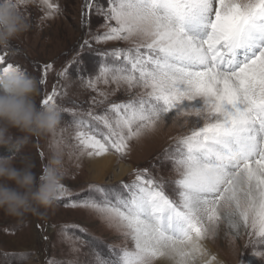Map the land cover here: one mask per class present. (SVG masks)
Segmentation results:
<instances>
[{
  "label": "snow or ice",
  "instance_id": "obj_1",
  "mask_svg": "<svg viewBox=\"0 0 264 264\" xmlns=\"http://www.w3.org/2000/svg\"><path fill=\"white\" fill-rule=\"evenodd\" d=\"M41 3L46 16L59 11L51 0ZM83 9L81 50H91L93 42L133 41L127 49L96 50V80L110 77L147 91L113 102L103 114L72 113L82 153L99 157L112 149L123 156L129 141L162 121L183 125L191 117L193 124L164 154L179 174L172 182L178 199L169 197L163 180L138 170L122 185L126 195L91 186L98 200L66 202L94 209L134 241V249H122L115 260L95 252V264H194L205 254L200 242L216 235L221 221L237 239L242 228L251 229L248 235L264 245V0H107V8L84 0ZM88 10L103 16L107 31L91 32ZM5 62L0 55V65ZM15 68L7 63L0 71ZM51 68L44 65L45 76ZM57 95L53 87L41 106H57ZM68 191L62 185L61 196Z\"/></svg>",
  "mask_w": 264,
  "mask_h": 264
},
{
  "label": "rangeland",
  "instance_id": "obj_2",
  "mask_svg": "<svg viewBox=\"0 0 264 264\" xmlns=\"http://www.w3.org/2000/svg\"><path fill=\"white\" fill-rule=\"evenodd\" d=\"M51 2L59 6V11L51 16L45 15L48 9L41 0H31L30 3L21 6L30 28L8 48H0V55L6 54V62L0 65V69L6 67L7 63H12L34 76L39 86L36 97L38 105H41V101L52 93L53 87H56L58 92L56 103L61 110V123L55 135L45 138L33 137L31 142L18 153L0 146V155L16 154L18 157H28L34 165L33 171L39 176L46 164L49 148L52 145L59 146L63 152L65 165L62 183L69 191L60 196L54 206L46 210L42 217L28 216L21 222L0 211V264H95V252H99L105 259L115 260L122 249L133 250L134 244L130 237L125 236L126 230L110 223L94 209L81 206L66 207L65 204L69 199L78 200L86 196L98 200L97 194L90 191L91 186H100L126 195L122 185L130 184L138 170H147L146 175L150 174L158 181L163 180L169 197L178 199L172 182L179 178V174L172 160L164 154L166 149L174 151L173 142L189 134L193 127L190 117L183 125L171 128L173 130L166 129L164 137H167L163 144L152 145L158 138L155 137L159 135L157 132L164 128L162 121L154 130L129 141V149L123 156L110 149L107 153L115 158L113 170L120 164H129L133 168L119 181H112L113 173L106 172L105 181L97 182V173H93L88 163L97 157H87L78 146L75 138L76 128L72 124V113L76 116H83L88 111L103 114L113 102H126L130 98L143 95L147 90L142 87L129 88L124 83L118 85L112 82L110 77L107 83L103 79L97 81L101 57L96 50L127 49L133 46V41H109L101 44L93 42L91 50H81L79 45L83 38H86L87 31L81 25L84 0H51ZM100 2L107 8V0ZM88 11L91 32L107 31L103 26L106 23L103 16L97 15L94 10ZM78 58L81 63L76 64L74 61ZM45 64L52 65L46 76ZM65 68L68 69L67 74L59 77L58 73ZM41 79L45 81L43 84L40 82ZM89 79L93 81L92 87L87 85ZM65 109L71 111L66 112ZM184 119L180 117L178 121ZM203 123L202 120L201 124ZM178 130L182 132L179 133ZM13 131L15 133V130ZM167 131L171 132V134L168 132L170 136L166 134ZM15 134L20 135V133ZM143 137L151 138L150 146L151 148L155 146V149L149 151L145 142H139ZM223 223L221 221L218 226ZM247 232L243 229L240 237L243 239ZM45 236L48 237L47 240L43 238ZM215 237L210 233L206 241L207 243L211 241L213 249L222 258L225 257L227 263L264 264V256L253 255L254 252L264 253V245L255 242L258 237L247 235L248 243L232 248H230L231 244L228 246L226 242L218 245L215 243ZM233 239L231 238V243L234 244L239 240ZM22 253L25 254L23 258Z\"/></svg>",
  "mask_w": 264,
  "mask_h": 264
},
{
  "label": "clouds",
  "instance_id": "obj_3",
  "mask_svg": "<svg viewBox=\"0 0 264 264\" xmlns=\"http://www.w3.org/2000/svg\"><path fill=\"white\" fill-rule=\"evenodd\" d=\"M30 2L0 0V48H8L29 30L21 6ZM38 92L37 79L26 71L0 72V146L18 153L33 137L56 134L61 110L51 104L38 105ZM33 168L28 157L0 155V211L21 222L28 216L42 217L62 195L65 165L60 147L49 148L41 175Z\"/></svg>",
  "mask_w": 264,
  "mask_h": 264
},
{
  "label": "bare ground",
  "instance_id": "obj_4",
  "mask_svg": "<svg viewBox=\"0 0 264 264\" xmlns=\"http://www.w3.org/2000/svg\"><path fill=\"white\" fill-rule=\"evenodd\" d=\"M179 125H181L179 122H175L174 123L172 121H164V123L162 125L164 128L160 129L162 132L161 131L157 132V135L158 134L159 135L158 136H155L156 138L157 137L158 138L155 141L153 140L154 141L153 144L151 143V138H148L147 139V137H143L142 139L139 140V142H145V146L148 145V149H149V151H151V150L155 149V146H153L151 148V146H150L151 144L152 145H155L157 143L156 145H158V143H162L163 144L166 141L165 140V137H167V136L164 137V135H165L164 134V131L166 129L173 130L171 128H177V126H179ZM180 131H179V133H180ZM168 132L169 131H167V133H166L167 135H168ZM169 133L171 134V132H169ZM168 136H170V135H168ZM160 138H162V139L159 140ZM140 147H141V145H140ZM88 163H89V167L91 168V170L93 171V173H97V182L100 181V183L102 181H105V179H106V172L107 173H109V172L113 173V176L111 177L112 178V181H119L128 172H130L132 170V168H133L129 164H120L116 169L113 170V166H114V163H115V158L111 154H109V153H104L103 155L97 157L95 160H93V161L91 160L90 162L88 161ZM242 230H243V228L241 229V231ZM246 232H247V230H246ZM247 235H248V232H247L246 236ZM212 236H213V234H212ZM215 236H216L215 237L216 238V242L214 241L215 243H217L218 245H221L222 243L226 242L228 244V246L231 244V247L230 248H232L234 246H240L243 243L247 242V238H246V236H244L243 239L241 237L238 238L239 240H238V242H235L236 244L231 243V238L233 239V238H237V237L234 236L229 231L228 226L225 223H223L220 226H218V228H217V234ZM132 243L134 244V241H132ZM200 243H201V245H202V247L204 249V253L205 254L203 256L198 257L197 260L194 262V264H205V261H208L209 264H229V263H227V261H225L226 259H225L224 256H223L224 258H222L217 253V251H215L213 249V247L211 246L212 244H211V241L210 240L208 241V243H207L206 240H203ZM216 248H218V246ZM213 256L216 257L215 260H212V257ZM153 264H158V262L157 261H154Z\"/></svg>",
  "mask_w": 264,
  "mask_h": 264
}]
</instances>
